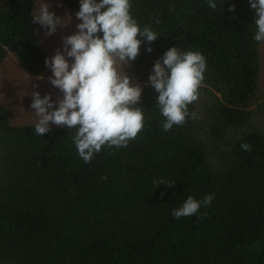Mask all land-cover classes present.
Wrapping results in <instances>:
<instances>
[{"label":"trees","instance_id":"trees-1","mask_svg":"<svg viewBox=\"0 0 264 264\" xmlns=\"http://www.w3.org/2000/svg\"><path fill=\"white\" fill-rule=\"evenodd\" d=\"M37 1L0 0V63L12 53L32 75L48 58L32 22ZM60 1L80 10V0ZM215 2L213 10L208 0H131L140 27L159 37L128 66L146 123L127 147L85 163L75 129L39 136L35 124L11 123L0 103V264H264L263 41L253 39L249 0ZM175 46L205 56V87L189 105L198 118L164 131L157 93L145 85ZM207 194L210 207L171 215L189 195Z\"/></svg>","mask_w":264,"mask_h":264},{"label":"clouds","instance_id":"clouds-1","mask_svg":"<svg viewBox=\"0 0 264 264\" xmlns=\"http://www.w3.org/2000/svg\"><path fill=\"white\" fill-rule=\"evenodd\" d=\"M249 4L255 10L257 31L253 39L264 41V0H249ZM208 6L217 8L215 0H208ZM49 8V3H42L32 18L33 23L46 29V36L68 25ZM131 8V0H80V10L75 15L82 22L76 25L77 31L63 37L62 50L57 49L54 56L45 59L52 72L48 81L63 98L53 101L50 94L41 97L38 91L32 92L31 108L38 117L35 133H49L52 124L75 129L71 139L85 163H90L102 148L127 147L145 127V109L138 106L143 87L133 84L124 68L137 58L145 41L151 52L150 45L159 35L148 26L141 28ZM234 10L235 5L228 9ZM206 70V58L200 51H181L177 46L155 61L145 86L150 85L157 93L156 106L164 117V131L182 127L189 116L198 118L196 113H190L189 105L198 100L205 87ZM240 147L245 152L252 151L248 142ZM153 184L175 186V182L164 179L153 180ZM213 199L214 194L203 199L189 195L171 215L176 219L196 215L201 207H210Z\"/></svg>","mask_w":264,"mask_h":264},{"label":"rangeland","instance_id":"rangeland-1","mask_svg":"<svg viewBox=\"0 0 264 264\" xmlns=\"http://www.w3.org/2000/svg\"><path fill=\"white\" fill-rule=\"evenodd\" d=\"M44 2L50 4L49 11L64 18V22L68 23L66 27H58L56 33L51 36H46V29L36 23L39 40L44 45L48 58H51L55 55L57 49L62 50L63 37L76 32V25L82 21L76 18L75 14L77 11L71 10L60 0H38L34 6V15L38 14L39 7ZM69 62L71 63V59ZM259 64L258 90L259 95H262L264 94V41L259 49ZM124 71L131 78L132 83L136 84V81H134L128 71V66L124 68ZM39 76H43L44 79L37 80L36 78ZM49 76H52V72L46 65L43 72L39 75L25 72L15 56L12 53H8L6 58L0 63V103L4 105L11 123L21 125L36 124L38 122V117L31 108L32 92L34 91H38L41 97L50 94L53 101L63 98V94L59 89L48 81ZM33 84H37L38 87L33 88ZM51 126L56 125L52 124Z\"/></svg>","mask_w":264,"mask_h":264}]
</instances>
